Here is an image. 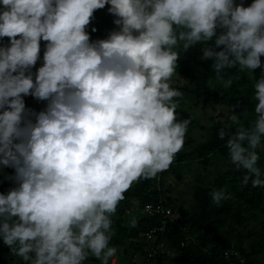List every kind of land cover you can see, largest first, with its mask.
Here are the masks:
<instances>
[{"label": "clouds", "instance_id": "clouds-1", "mask_svg": "<svg viewBox=\"0 0 264 264\" xmlns=\"http://www.w3.org/2000/svg\"><path fill=\"white\" fill-rule=\"evenodd\" d=\"M106 4L120 28L90 42L86 25ZM2 37L0 165L15 169L17 186L0 194V240L22 264H110L125 193L168 169L184 145L191 121L177 119L184 93L172 86L181 52L201 45L224 88L239 73L254 76L264 0H0ZM40 40L48 43L34 82ZM253 87L252 113L231 108L218 136L241 184L264 187V72ZM21 94L46 109L26 110ZM210 196L217 206L230 198L223 188Z\"/></svg>", "mask_w": 264, "mask_h": 264}, {"label": "trees", "instance_id": "trees-1", "mask_svg": "<svg viewBox=\"0 0 264 264\" xmlns=\"http://www.w3.org/2000/svg\"><path fill=\"white\" fill-rule=\"evenodd\" d=\"M252 2L253 0H234V5L242 4L247 7ZM109 7L110 5L106 4L104 8L94 10L93 16L90 18L91 22L88 24L89 39L96 33H103L104 39H107L111 32L119 30L120 26L114 23L118 17L108 11ZM99 10L102 13H97ZM95 13L98 14L97 18L94 16ZM223 31L225 29L218 27L216 35L218 36ZM39 43L38 56L43 57L48 42L40 40ZM8 46H10L9 38H0V47ZM209 46L215 51L223 50V46H216L214 42H209ZM201 48L202 46L198 45L181 52L177 62L176 76L179 79L183 78L190 85L185 86V90L181 89L184 95L177 99L185 102L191 100L192 103L209 102L214 111L216 109L213 107L221 106L228 110L234 107L233 110L237 113L247 108L249 113H252L256 103L252 99L254 95L253 86L256 79L264 72V56L260 57L261 67L253 70L254 76L250 77L247 71L239 73L240 78L234 79L230 87L224 88L215 80V74L211 68L212 59L202 58ZM41 66L43 65L35 63L31 67L33 68L34 82L37 70ZM235 72L236 69L228 70L229 74ZM13 74L15 75V73ZM197 80L202 81L203 85H192ZM21 96L26 110L32 112L40 105L48 103L47 100L38 99L31 94H21ZM218 116L226 117L222 113H219ZM186 118L191 121L186 132V136H188L196 128L197 121L191 113L185 111L177 116L179 120ZM252 118L250 115L244 123L247 124L248 120ZM225 123L230 122L226 120L224 123L219 121L213 123L204 140L201 142L191 141L193 143L191 150L178 157L182 161L178 167L175 166L176 169L184 166L192 169L194 165L195 170L198 169L197 173L200 174L202 171H207V165L212 164V156H222L228 152L225 146L227 137L221 140L218 136V130L224 127ZM232 130H235V126ZM259 165L264 168V152L261 153ZM242 176L243 170H237L234 165L230 164L223 173L213 180L214 189L223 188L230 195V198L223 201L219 206L211 201L210 193L213 190L211 187L202 185L197 187L198 190L193 192L190 206L192 213L190 215L185 214L180 219L171 220L167 224V246L170 253L173 254L159 253L151 260V264H174L173 261L176 260L180 264H240L239 259L233 256L227 260L224 258L223 253L225 251L234 249L246 263L264 264V240L253 239L254 242L245 245L241 234L246 230L248 223L256 217H259L264 233V187H253L250 182L248 185H242ZM14 177L15 169L13 167L0 165V194H7L16 187ZM195 180L199 181L198 178ZM169 185L163 180L161 173L159 181H157V177L141 179L135 182L125 193V199L118 205L113 216L112 227L115 233L110 242L117 247L115 255L117 264H145L144 258L148 246L145 241L146 233L158 226L161 219L158 216L143 217L140 214V209L145 203H153L162 197L166 199L174 212V201L172 197L167 195L169 189L166 186ZM178 208L181 210V206ZM126 211L129 213L126 214ZM132 218L136 219L134 226L130 224ZM185 235H188L190 239L182 247L181 242ZM88 261H91V264H99V261L94 257H89ZM0 264H22L20 258L13 255L2 240H0Z\"/></svg>", "mask_w": 264, "mask_h": 264}, {"label": "rangeland", "instance_id": "rangeland-1", "mask_svg": "<svg viewBox=\"0 0 264 264\" xmlns=\"http://www.w3.org/2000/svg\"><path fill=\"white\" fill-rule=\"evenodd\" d=\"M97 13H102V11L99 10ZM97 13L94 14L95 18H97L98 16ZM85 30L88 31V25H86ZM36 63L37 65H43V57L38 56V60L36 61ZM32 69L33 68H30L31 72ZM188 85L190 84L188 82H185L183 78L179 79L177 76L173 77L172 80L173 87L178 88L179 90L181 89L185 90L184 87ZM192 85L200 86L203 85V82L197 80V82L196 81L193 82ZM213 108H215L216 110L214 111L212 109V106L209 102L192 103L191 100L190 102L179 100V104L176 109L177 116L183 111L191 113L197 121V126L193 130V132L189 134L190 136L185 135V141L182 149L175 155V159L170 164L169 168L163 170L164 172L163 171L161 172L163 174V180L167 184H170L169 186H166V188L169 189V193L167 195L172 197L174 201L173 205L175 211L173 212V220L177 218L180 219L185 214L190 215L192 213L190 206L192 204L193 192H196L198 190L197 187L202 185L204 187H211L212 189H214L213 180H215V178L218 175L223 173L231 164L228 159V152H226L222 156L221 155L212 156V160H211L212 164L207 165L208 166L207 171L206 172L202 171L200 174L197 173L198 169L196 171L194 165L192 166V169L187 168L185 166L181 167L180 169H176L175 167V166L178 167L182 161L181 159H178V157L187 154L191 150L193 145L191 141L201 142L206 138L207 132H209V128L212 127L213 123H216L218 121L224 123L227 120L226 117L218 116L219 113L225 115V113L229 111L227 108L221 106H215ZM233 111L236 112L235 110ZM173 166L175 169L173 168ZM195 178L196 179L198 178L199 181H196ZM179 206H181V210L178 208ZM251 233H253V235H250ZM241 234L244 239L245 245H249L250 243H252L253 239L255 240L261 239L263 241L264 233L261 227V222L259 221V217L252 219V221L248 223L246 230ZM233 251L236 250L234 249ZM164 253L167 254L169 253L171 255L173 254L170 253L168 246H167V250ZM173 263L180 264L177 260L173 261ZM86 264H91V261L88 262L86 261ZM110 264H117V260L115 257L110 260Z\"/></svg>", "mask_w": 264, "mask_h": 264}, {"label": "built area", "instance_id": "built-area-1", "mask_svg": "<svg viewBox=\"0 0 264 264\" xmlns=\"http://www.w3.org/2000/svg\"><path fill=\"white\" fill-rule=\"evenodd\" d=\"M104 39L103 33H96L90 38V42H94L97 40ZM46 105H40L34 113H39L40 111L45 110ZM34 120V117H32ZM161 172L156 176L157 181L161 179ZM17 186V185H16ZM129 212L126 211V214ZM140 214L143 217L152 218L155 216L160 217V224L156 227L150 229L145 236V241L148 243L146 248V256H145V264H151V260L159 253H164L167 250V224L169 221L173 220V209L167 203L165 198H159L157 201L153 203H145L140 209ZM189 241V236L185 235L184 240L181 242V246H185L186 242ZM224 258L227 260L231 256L239 259L240 264H248L246 263L236 251L229 250L223 253ZM114 262V261H113ZM86 264V261H85Z\"/></svg>", "mask_w": 264, "mask_h": 264}, {"label": "crops", "instance_id": "crops-1", "mask_svg": "<svg viewBox=\"0 0 264 264\" xmlns=\"http://www.w3.org/2000/svg\"><path fill=\"white\" fill-rule=\"evenodd\" d=\"M32 73V72H31ZM27 74V73H26Z\"/></svg>", "mask_w": 264, "mask_h": 264}]
</instances>
